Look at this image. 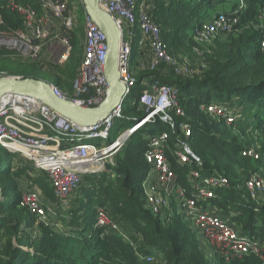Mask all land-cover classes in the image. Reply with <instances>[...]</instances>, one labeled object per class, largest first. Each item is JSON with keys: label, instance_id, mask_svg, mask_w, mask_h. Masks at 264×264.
<instances>
[{"label": "trees", "instance_id": "16d2710c", "mask_svg": "<svg viewBox=\"0 0 264 264\" xmlns=\"http://www.w3.org/2000/svg\"><path fill=\"white\" fill-rule=\"evenodd\" d=\"M13 1L38 8L34 0ZM77 1L78 11L83 14V5L80 0ZM153 2L155 6L149 10V14L160 26L167 48L171 44H178L183 38L191 39L196 26L211 21L218 13L227 14L228 28L219 30L215 35L210 53H205L206 67L190 68L188 73L178 74L165 63H160L153 71L139 70L140 62L148 57V49L134 47L131 65L135 71L136 84L121 104L120 117L115 119L117 129L126 127L123 125L125 123L129 128L136 119L146 115L145 107L138 102L143 81L158 80L177 89L178 105L185 109V114L177 115L174 109L169 111L175 126L187 123L190 127L185 141L200 159L204 175H223L228 180L227 186L216 190L214 197L203 204L213 206L216 203L219 207H216L218 215L234 223L240 229V234L264 240V203L259 204L246 191L244 180L249 173L243 178H236L237 166L242 167L251 160L241 155V151L248 147L238 141L236 134L231 135L226 131L224 125L227 123L223 115H220L219 124L214 123L203 113L202 107L209 105L212 99L219 101L217 106L229 104L228 110L236 107L235 110L240 111L241 116H249L245 123L238 122L236 116L232 125L237 121V128L243 132L264 130V48L261 46L264 42V0ZM0 19L2 37H11L18 30L24 29L23 16L9 5V0H0ZM74 30H80L78 25L69 33L73 37L72 44ZM223 32H226L224 38L221 36ZM6 54L5 49L0 50V57ZM81 59L80 54L72 67L74 77L71 82L69 80L70 84L57 76L54 81L51 80L56 88L65 91L71 89L72 94L66 95L68 99L73 98V80ZM38 65L28 64L30 71L16 68L10 74L41 80L35 71ZM200 71L203 72L199 77L189 76ZM159 116L160 113L153 122L145 123V126L129 136L130 139L113 156V162L107 165L110 173L103 172L99 177L84 175L76 197L82 203L81 208L70 210L65 221L59 219L66 224L63 231L55 228L57 226L52 222V216L49 217L51 224L44 223L38 221L26 208L20 207L23 190L19 191L18 181L22 180L20 178L27 166L30 167L29 163L32 170L36 169L20 154L11 153L0 146L2 194H7L11 189L15 194L11 202L0 204V236L4 230L7 238L14 239V242L6 246V250H2L4 256L0 258V264H264V246L263 252L259 254L250 250L240 256L227 259L218 255L216 260H211L201 248L199 237L182 216L173 214L165 221L160 214L153 215L146 207L142 183L151 169L144 157L147 139L162 129H170L174 137L170 135L168 144L174 148L172 141L178 134L176 128H171ZM221 126L222 130L216 132L215 129ZM112 132L113 129L110 135ZM166 156L172 164L175 163L172 169L177 175L176 180L181 178L179 181L185 186L183 179L187 178L185 171L190 165H182L174 160L176 157L173 150L166 153ZM255 162L258 166L264 165L262 158H257ZM191 166L199 168L196 164ZM13 167L17 169L15 174L10 172ZM38 172L44 173L36 170ZM25 176L29 177V174ZM33 182L44 186L41 188L45 191L52 192L49 182H45L42 177L35 176ZM87 183L90 185L88 188ZM189 185L186 188L190 189ZM84 188L85 195L80 196ZM224 191L228 194H224ZM104 202L111 209L106 210L111 211V217L117 218L123 225L127 224L125 228L129 241L114 232L106 234V228L95 225V210L98 207L104 208L101 206ZM29 227H34L37 233L26 232ZM148 256H152L153 261L147 262Z\"/></svg>", "mask_w": 264, "mask_h": 264}, {"label": "built area", "instance_id": "2783aa9c", "mask_svg": "<svg viewBox=\"0 0 264 264\" xmlns=\"http://www.w3.org/2000/svg\"><path fill=\"white\" fill-rule=\"evenodd\" d=\"M71 1L73 0H34L38 5L36 9L30 4L22 5L9 0V5L23 16L27 34L28 31L30 32V37L28 35L27 37L32 41L26 39L23 32H17L11 37L0 36V46L6 45L9 48L10 45L15 46L16 42H19V37L24 40L16 49L35 56L45 45L46 40L51 39L63 46L68 45L67 35L69 36L73 28L78 25L76 23L77 14ZM98 2L121 28L119 72L127 94L136 84L135 71L131 65L134 47L138 49L147 47L148 49V57L140 62L139 70L153 71L160 63H165L178 74L191 71L185 66H174L175 61L162 38L160 26L149 14V10L155 6L153 0H98ZM83 18V55L78 73L73 80L71 100L81 106L94 107L105 98L107 90V82L103 73L107 45L104 33L85 12ZM227 28V14L222 12L215 15L211 21L196 26L193 35L200 40L208 41L219 30ZM261 46L264 48V42ZM67 54L68 51L64 58ZM142 85L143 90L138 97V102L145 107L146 115L135 120L128 128L127 135H131L142 127L139 126L138 121H142V125H145L147 122L154 121L158 113H163L165 116L161 119L168 123L166 110L172 105L171 94H177V89L160 83L158 80L143 81ZM53 87L58 96L67 98L60 89ZM208 107L218 108L217 105L215 107L208 105ZM174 108L177 115H182L177 104ZM120 111L121 105L101 122L81 128L33 98L9 94L0 100V146L11 153L20 154L30 161L37 171L45 172L52 191L61 200L67 202L77 194L85 174L105 171L108 161L122 149L127 137L111 141L110 135L114 120L120 117ZM219 111L223 113L220 115H223L224 119L228 117V122H233L236 118V114L230 115L228 109H219ZM174 125L171 123L170 127L175 128ZM179 127L189 135L190 127L187 123L179 124ZM95 139L100 140L99 144L94 142ZM168 139V135L160 139L158 133L148 137L144 152L146 161L151 165L142 183L145 204L156 216L161 215V200L158 195L147 194L152 177L157 187L158 180L163 185H169L176 178L175 172L167 163L166 153L163 150L165 143L168 144ZM103 140L106 141L103 142ZM173 152L179 164L190 165L189 177L192 182L189 185L190 189L179 186L173 192L179 197L176 213L185 220L188 218L192 221V231L197 234V237L203 238L217 255L227 259L240 256L250 250L257 254L262 253V244L258 239L240 234L227 218L218 215L215 207L209 203L203 204L214 197L216 190L227 186V178L223 175H204L200 168V159L187 144L179 142L174 144ZM241 154L256 157L255 152L249 148L243 149ZM191 164H196L199 168H194ZM199 183L203 186H199ZM29 185L31 187L22 192L20 205L27 208L38 221L51 224L49 218L51 214L45 198L42 197V191L32 183ZM244 186L253 200L264 196V178L259 177L257 173H250L244 181ZM1 192L0 186V195ZM161 217L167 219V216ZM95 218L96 226L110 231L117 229L106 210L96 209ZM146 260L151 262L153 257L148 256Z\"/></svg>", "mask_w": 264, "mask_h": 264}, {"label": "rangeland", "instance_id": "374dc122", "mask_svg": "<svg viewBox=\"0 0 264 264\" xmlns=\"http://www.w3.org/2000/svg\"><path fill=\"white\" fill-rule=\"evenodd\" d=\"M70 1V0H69ZM72 6L74 8V11L77 14V19H76V23L78 24V28L80 30L75 31L74 30V44H72L73 41V37L72 36H68L67 38L69 39L68 45L63 46L60 43H57V41L55 40H46L45 45L39 50V52L34 56L32 54L29 53H23L20 50L16 49L19 44L21 45V41L24 39H20L18 37V41L16 42L15 46L10 45V48L7 47L6 45H2L0 46V50L1 49H5V51L7 52V54L4 56L0 57V76H6V77H15V78H20V76L17 77V75L14 74H10L11 71L15 70L16 68H20L23 69L24 71H30L31 68L29 66H27L28 64H34V65H40L41 67H36L35 71L37 74H39L41 80H44L46 82L51 83L52 81H54V78L57 76L59 78H61L65 83L67 82L68 84H70V82L72 81L73 77H74V70H73V65L75 64L77 58H80V54L83 55V45H84V18H83V14H81L78 10H79V4L77 0H73L71 1ZM74 3V4H73ZM225 15V14H224ZM226 16V15H225ZM77 26V25H76ZM17 32H23L25 34V36L27 37V35L29 36L30 32L28 31L27 34V30H26V26L24 25V29L23 30H18ZM226 35V32L222 33V37ZM30 37V36H29ZM225 37V36H224ZM223 37V38H224ZM215 37H212L211 39H209L208 41L204 40H200L197 37H194V35L192 34V38L186 40L185 38H183V40H181L178 44H171L170 47L168 48L169 54L172 56V58L175 61V65L174 66H185L187 69L190 68H205L206 67V63H205V53H210L211 50V46L212 43L214 42ZM28 39L30 42L32 41L30 38H26ZM25 43H27V40H25ZM69 46V49H67V47ZM21 48H23V46H21ZM67 57L64 58L65 53H67ZM32 56V57H31ZM79 61V60H78ZM8 72V73H7ZM203 71H200L197 74H191L189 76L191 77H199L200 74ZM69 73V74H68ZM67 76V77H65ZM52 80V81H51ZM70 80V82H69ZM52 84V83H51ZM53 85V84H52ZM59 88V87H58ZM61 90L62 93L66 94L67 96L71 95L72 91L71 89L68 90H62L61 88H59ZM159 89V87H158ZM175 93V92H173ZM170 100L172 101V107L170 106L167 110H166V116L168 117V124L169 126H171V123H174L173 118L171 113H169V111L171 109L175 110V104H177V106L180 108L181 112L180 114H185V109L178 105V97L176 94H171V98ZM218 100L212 99L211 103L209 104L210 106L213 105V107L216 106V103H218ZM203 107V113L209 118L214 120V123L219 124L220 120H221V116L220 114H223L222 112L219 111L223 110V109H227L229 108V104H222L220 106H218L217 109H213V108H209L208 105ZM222 108V109H221ZM233 109L230 111V115L236 114L237 116V120L238 122H248L247 119L249 118V116H241L240 115V111H236L235 108L236 107H232ZM161 116H159V118L161 119L163 115V113H160ZM185 117V116H183ZM225 117V116H224ZM228 117H225V121L227 123V125H224L226 128V131L229 132L231 135H235L238 139V141L242 142L243 144H246L247 147L249 149H252L255 154L256 157H249V156H242L247 158V159H251L248 164L242 166V167H238L237 166V174H236V178L240 179L243 178L245 174L247 173H257L259 175V177L264 178V165H260L258 166L256 164L255 161H257V158H262L264 159V130L261 132L259 130H253V131H241L237 128L236 123L235 125H232V122H228L227 121ZM115 120H114V127H113V132L111 134V141L116 139V138H125L127 137L128 141L130 139V135H127V130H128V125L125 123L123 125H125L126 127H122L117 129V125L115 124ZM153 122V121H152ZM149 122H147L146 124H148ZM144 125V124H143ZM143 125H141L143 127ZM145 126V125H144ZM231 127L228 128L227 127ZM236 126V128H235ZM141 127V128H142ZM174 127L177 129V133L176 134V138H174V141H172L174 144L176 143H180V144H187L185 141V138L188 137V135L185 133V131H183V128L181 129L178 125V127H176L174 125ZM127 128V129H125ZM170 129H162V131H160L158 133V136L160 135V139L164 136H169L172 135L174 137V133H172V131H169ZM222 130V126L219 127V129H215V131L220 132ZM176 133V132H175ZM99 139H95L94 142L99 144ZM106 140H103V142H105ZM102 142V143H103ZM101 143V144H102ZM187 146L191 149L190 145L187 144ZM169 149V150H168ZM165 153L168 152H172L173 148L172 145L170 144H166L163 148ZM168 150V152H166ZM192 151V150H191ZM167 157L168 160V165L169 167L172 169V167H174L175 163L172 164L171 159ZM173 157V156H172ZM113 158V157H112ZM111 158V160L108 161V163L106 164V169L105 171H100L99 174L98 173H90L89 175H96V177H99L100 174H102L103 172H107L110 173V170H107V165L113 162V159ZM175 158V157H174ZM176 160V159H174ZM16 161H15V165L16 166ZM30 167L27 166L26 171L24 172V174L22 175L23 177L20 178L21 181H18V188L19 191L21 192V190H26L28 188L29 183H32V185L37 186L43 193L42 197L45 198V200L47 201V205L49 208V212L51 214V216L54 218L52 220V222H54L56 224L57 227H55L56 229H60V230H65V226L63 221L60 220H66L67 217L69 216V211L70 210H75L76 208H81L82 203L79 201V198H76L78 195L77 194L73 195L70 199L67 200V202L61 200L53 191L52 192H47L45 191V189H42L41 187L45 188L42 185H39L37 183L33 182V178H35V176H39L42 177L43 180H45V182L48 183L47 180V176L44 173L38 172L36 173V170H32V166L29 163ZM16 168L13 167L12 169H10V172L12 174H15L16 172ZM173 170V169H172ZM33 174L31 175L30 174ZM26 174H29L28 176H25ZM176 174V173H175ZM190 174V169H187L185 171V176L187 178L183 179L184 180V185H182V182H180L179 180H181V178L177 181L176 178L174 180V182H172L169 185H163L161 182H159L158 180V187L157 185L154 184V177H152V183L149 184L148 186V190H147V194L148 195H158V198L161 200V204H160V212H161V216H167V219H169V216L171 215H175L176 213V207H177V203H178V195H176L175 193H173L175 191V189L179 186H188L189 184H191V179L189 177ZM177 176V175H175ZM105 176H102V178H104ZM84 180H82L83 182ZM86 181V180H85ZM99 181V179L97 180V182ZM245 181V180H244ZM44 182V183H45ZM89 183V182H88ZM87 183L86 187H90V185ZM199 186H203L201 185V183H199ZM82 187V185H80L78 191L80 190V188ZM241 186H239L240 188ZM2 188V187H1ZM195 190V187H193ZM85 188L82 190V194L80 196L85 195L84 192ZM3 192V191H2ZM2 197H0V204L3 205L5 202H11L14 199V191L11 189L8 191L7 194H2ZM224 194H228V192L224 191ZM76 198V199H74ZM86 197L84 198V200L86 201ZM145 199V196H144ZM255 200H257V202L259 204L264 203V196H259L257 197ZM145 203V202H144ZM104 206L103 207H98L101 210H111L108 203L104 202L102 203ZM215 204V205H214ZM213 207H217V204L214 203ZM231 205H228V207ZM21 208H25L22 207L20 205ZM96 208V209H98ZM27 209V208H26ZM28 210V209H27ZM108 216L111 217V211H107ZM178 215V214H177ZM112 218V221L116 224L117 229H115V231H110V230H106V234H109L110 232H114L117 233L121 236H123L126 240H130L129 236H128V231L127 228H125V226L127 225H123V223L118 220L117 218ZM60 219V220H59ZM166 221V219H165ZM188 225H190L189 227L192 229V221L190 219H186L184 220ZM234 224V223H233ZM234 229H236L238 232H240V229L234 224ZM31 232V233H37L36 229L34 227H29L27 228L26 232ZM112 234V233H111ZM249 236V235H247ZM250 237V236H249ZM11 241L14 242V239L11 240V238H7V232L4 233L3 230V234L0 236V258L3 257L4 255L2 254V250H6V246L8 244H11ZM199 244L201 246V248L204 249V253L206 254V256H208L209 258H211V260H216L218 255L215 253V251L209 247L206 243L205 240L203 238H199ZM262 246H264V240H260ZM153 261V260H152Z\"/></svg>", "mask_w": 264, "mask_h": 264}, {"label": "water", "instance_id": "95a60500", "mask_svg": "<svg viewBox=\"0 0 264 264\" xmlns=\"http://www.w3.org/2000/svg\"><path fill=\"white\" fill-rule=\"evenodd\" d=\"M84 12L95 22L106 38L103 73L107 82L105 98L94 107L81 106L58 96L51 83L34 78L0 76V100L9 95L33 98L58 112L78 127H90L106 119L127 96L120 80L119 50L122 32L115 20L100 6L98 0H81Z\"/></svg>", "mask_w": 264, "mask_h": 264}, {"label": "bare ground", "instance_id": "6f19581e", "mask_svg": "<svg viewBox=\"0 0 264 264\" xmlns=\"http://www.w3.org/2000/svg\"><path fill=\"white\" fill-rule=\"evenodd\" d=\"M2 46V45H1ZM18 77V76H17ZM142 122V121H141ZM140 121H138L137 123H139V126H141L142 125V123H141Z\"/></svg>", "mask_w": 264, "mask_h": 264}]
</instances>
